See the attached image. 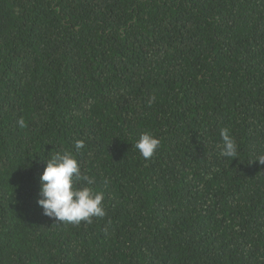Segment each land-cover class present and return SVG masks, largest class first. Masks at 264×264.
Instances as JSON below:
<instances>
[{"label":"trees","instance_id":"trees-1","mask_svg":"<svg viewBox=\"0 0 264 264\" xmlns=\"http://www.w3.org/2000/svg\"><path fill=\"white\" fill-rule=\"evenodd\" d=\"M66 150L103 217L38 206ZM262 155L264 0H0V264H264Z\"/></svg>","mask_w":264,"mask_h":264},{"label":"clouds","instance_id":"clouds-1","mask_svg":"<svg viewBox=\"0 0 264 264\" xmlns=\"http://www.w3.org/2000/svg\"><path fill=\"white\" fill-rule=\"evenodd\" d=\"M155 97L149 100L154 102ZM21 128L26 127L23 119L18 121ZM221 143L217 145L219 155L224 158H236L238 145L225 127L220 130ZM161 145L160 139L151 132H143L133 147L141 156L150 159ZM84 147L83 140H77L74 148L79 151ZM46 164L40 177L38 206L43 215L65 224L91 222L92 217H103V192H94L90 187L82 186L86 182L92 185L95 180L83 175L75 152L66 150L53 152L50 158L43 160ZM264 164V155L258 158Z\"/></svg>","mask_w":264,"mask_h":264}]
</instances>
